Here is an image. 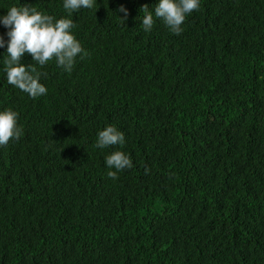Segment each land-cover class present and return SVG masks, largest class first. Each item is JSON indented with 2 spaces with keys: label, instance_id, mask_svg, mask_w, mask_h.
Wrapping results in <instances>:
<instances>
[{
  "label": "trees",
  "instance_id": "trees-1",
  "mask_svg": "<svg viewBox=\"0 0 264 264\" xmlns=\"http://www.w3.org/2000/svg\"><path fill=\"white\" fill-rule=\"evenodd\" d=\"M157 3L74 12L88 55L41 68L35 99L7 82L0 23V111L23 129L0 146V264H264V0H200L180 35L143 30ZM13 5L67 16L0 0V17ZM108 125L125 143L97 148ZM116 150L133 167L111 179Z\"/></svg>",
  "mask_w": 264,
  "mask_h": 264
},
{
  "label": "clouds",
  "instance_id": "clouds-1",
  "mask_svg": "<svg viewBox=\"0 0 264 264\" xmlns=\"http://www.w3.org/2000/svg\"><path fill=\"white\" fill-rule=\"evenodd\" d=\"M95 4L96 0H63V8L67 16L59 19L36 7L11 6L7 14L0 17V23L9 29L6 33L9 38L7 57L3 59V71L6 73L7 82L33 99L46 95L47 88L41 83V79L46 78L47 73L42 72L41 68L55 60L58 67L70 73L78 55L83 54L81 59L88 55L72 34L75 24L70 17L81 8L92 9ZM199 6L200 0H158L153 15L148 4H145L140 9L144 13L143 30L151 31L156 22L155 16L172 33L180 35L187 15L198 10ZM120 11L125 13L124 19H126L127 10L122 7ZM4 46L5 40L0 36V48ZM26 52L34 61L27 66L21 63ZM18 116V112L11 108L0 111V146L22 137L23 129L17 124ZM124 143V133L108 125L97 133L95 146L103 149L114 145L122 146ZM105 164L110 169L107 175L111 179H117L120 171L133 167L130 156L120 150L106 156Z\"/></svg>",
  "mask_w": 264,
  "mask_h": 264
}]
</instances>
